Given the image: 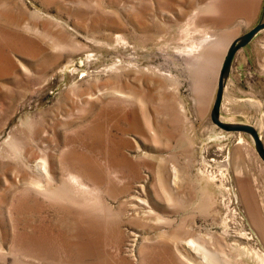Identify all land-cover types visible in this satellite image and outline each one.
<instances>
[{"label": "rangeland", "instance_id": "1", "mask_svg": "<svg viewBox=\"0 0 264 264\" xmlns=\"http://www.w3.org/2000/svg\"><path fill=\"white\" fill-rule=\"evenodd\" d=\"M263 21L264 0H0V264H264V161L211 120ZM221 117L264 142V30Z\"/></svg>", "mask_w": 264, "mask_h": 264}, {"label": "water", "instance_id": "2", "mask_svg": "<svg viewBox=\"0 0 264 264\" xmlns=\"http://www.w3.org/2000/svg\"><path fill=\"white\" fill-rule=\"evenodd\" d=\"M262 30H264V21L258 23L243 35L237 37L230 44L220 70L217 93L211 110V120L215 125L226 132H244L246 134H249L255 144L258 155L264 161V142L259 130L252 124L226 122L221 117V106L224 98L226 80L230 75L233 59L236 53L241 48L248 45Z\"/></svg>", "mask_w": 264, "mask_h": 264}, {"label": "bare ground", "instance_id": "3", "mask_svg": "<svg viewBox=\"0 0 264 264\" xmlns=\"http://www.w3.org/2000/svg\"><path fill=\"white\" fill-rule=\"evenodd\" d=\"M210 36H206L205 38H203L200 42H198V43H196V44H194V45H192V47L191 48H189V50H187V51H185L187 54L186 55H189V56H193V55H195L196 54V52L197 53H199V51H200V47L202 46V45H204L206 42H208V41H210ZM191 54V55H190ZM222 107V106H221ZM180 111L182 112V113H184V106L183 105H181V109H180ZM143 192H144V190H143ZM130 200H134V202L132 203V204H130V207L132 208V209H134V212L135 213H142V212H144V204H146V199L145 198H143L142 196H141V194H135V195H133L132 197H131V199ZM131 202V201H130ZM259 257V256H258ZM188 258V257H187ZM260 258H261V260H262V262H264V257L263 256H260ZM193 264H194V262H193Z\"/></svg>", "mask_w": 264, "mask_h": 264}, {"label": "built area", "instance_id": "4", "mask_svg": "<svg viewBox=\"0 0 264 264\" xmlns=\"http://www.w3.org/2000/svg\"><path fill=\"white\" fill-rule=\"evenodd\" d=\"M211 172H214V171H210V173H211ZM214 174L216 175V177H218V178H220V179H222V180H224V178L226 177V174L223 172V174H225V175H223L222 172H221V170L218 171V172H214ZM250 237H251V236H250Z\"/></svg>", "mask_w": 264, "mask_h": 264}, {"label": "crops", "instance_id": "5", "mask_svg": "<svg viewBox=\"0 0 264 264\" xmlns=\"http://www.w3.org/2000/svg\"><path fill=\"white\" fill-rule=\"evenodd\" d=\"M223 103V102H222ZM221 109H222V107H221ZM240 142V141H239Z\"/></svg>", "mask_w": 264, "mask_h": 264}]
</instances>
